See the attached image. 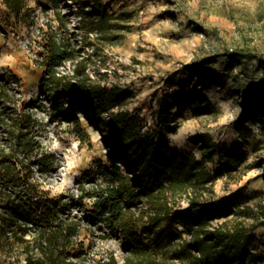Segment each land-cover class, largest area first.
I'll return each instance as SVG.
<instances>
[{
	"label": "trees",
	"instance_id": "1",
	"mask_svg": "<svg viewBox=\"0 0 264 264\" xmlns=\"http://www.w3.org/2000/svg\"><path fill=\"white\" fill-rule=\"evenodd\" d=\"M26 1L0 3L19 15ZM48 1L57 6L60 0ZM76 1L86 34L111 38L113 20L130 16L110 11L103 0ZM57 19L65 33L46 37L39 61L45 68L40 88L49 96V107L27 104L22 79L9 67L0 72V251L24 261L10 264H119L115 253L101 259L91 255V244L86 246L82 232L92 226L102 230L100 237L115 235L124 241L122 264H178L174 259L184 264H248L257 238L254 231L263 224L264 191L240 190L229 201L213 200L215 179L237 170L242 156L208 133L198 134L194 143L203 161H224L223 171L214 174L195 156L182 154L159 138L160 129L176 132L174 104L187 101L196 116L216 114L217 106L203 92L181 99L169 95L171 100L162 99L153 109L154 122L149 124L142 107H126L133 92L90 79L84 59L73 74L62 72L60 66L78 52L59 10ZM223 55L226 66L241 65L245 74L256 76L259 82L242 98L264 113V55L243 47L227 49ZM84 103H93L91 119L110 136L114 157L98 164L105 181H95L88 172L89 185L82 180L77 192L53 196L38 179L49 169L52 155L42 143V120L33 108L41 107L53 119L67 118L84 139L89 133L72 108ZM182 197L188 200L183 208L177 206ZM256 197L260 200L252 204ZM252 216L255 219L249 222L246 217Z\"/></svg>",
	"mask_w": 264,
	"mask_h": 264
},
{
	"label": "rangeland",
	"instance_id": "2",
	"mask_svg": "<svg viewBox=\"0 0 264 264\" xmlns=\"http://www.w3.org/2000/svg\"><path fill=\"white\" fill-rule=\"evenodd\" d=\"M103 1L110 11L130 15L128 19L113 20L116 26L110 32L111 38L86 34L76 0H60L57 6L48 0H27L19 15L0 3V72L3 67H9L22 79L27 104L41 102L49 107V96L40 88L45 68L39 61L46 37L65 33L57 19L59 10L78 52L76 58L60 66L62 72L73 74L79 61L84 59L86 73L96 83L129 88L133 97L126 107H142L149 124L154 122L153 109L160 100H171L169 95L181 99L194 92L205 93L218 112L196 116L187 101L180 106L174 104L171 112L177 114L172 123L177 125L176 132L160 129V140L182 154L195 156L201 164L203 157L194 138L208 133L215 141L225 143L231 153L242 156L237 170L215 179L214 201H229L240 190L243 193L264 191V113L247 105L242 98L259 81L256 76L245 74L241 65L226 66L223 55L227 49L236 47L264 55V0ZM195 25L207 31L196 29ZM211 57H215L214 61L205 64ZM198 63L204 64L192 69ZM72 108L89 133L84 139L67 118L53 119L41 107L33 108L42 120V143L52 155L49 169L38 179L53 196L77 192L82 180L89 185L88 172L95 181H105L97 171L98 164L100 161L106 164L114 157L110 136L103 135L91 119L93 103ZM204 164L214 174L217 170L223 171L224 161L219 158ZM257 200L260 197L251 203ZM86 201L91 204V200ZM187 205L185 197L177 204L182 208ZM259 215L257 212L256 216ZM246 218L249 222L255 219L254 216ZM254 232L257 238L248 264H264V218ZM101 233L95 226L82 232L86 246L91 244V255L101 259L115 253L122 264L124 241L115 235L100 237ZM10 262L24 263L17 254L6 256L5 249L0 251V264Z\"/></svg>",
	"mask_w": 264,
	"mask_h": 264
},
{
	"label": "crops",
	"instance_id": "3",
	"mask_svg": "<svg viewBox=\"0 0 264 264\" xmlns=\"http://www.w3.org/2000/svg\"><path fill=\"white\" fill-rule=\"evenodd\" d=\"M203 162V161H202Z\"/></svg>",
	"mask_w": 264,
	"mask_h": 264
}]
</instances>
